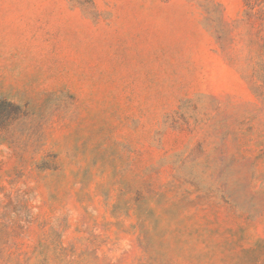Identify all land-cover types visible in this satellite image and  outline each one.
<instances>
[{
    "label": "rangeland",
    "instance_id": "374dc122",
    "mask_svg": "<svg viewBox=\"0 0 264 264\" xmlns=\"http://www.w3.org/2000/svg\"><path fill=\"white\" fill-rule=\"evenodd\" d=\"M0 264H264V0H0Z\"/></svg>",
    "mask_w": 264,
    "mask_h": 264
}]
</instances>
